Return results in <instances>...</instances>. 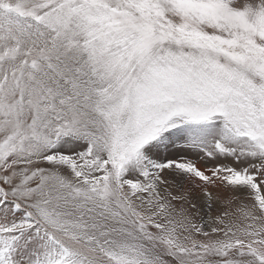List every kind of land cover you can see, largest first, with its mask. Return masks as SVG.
<instances>
[{"label":"snow or ice","instance_id":"snow-or-ice-1","mask_svg":"<svg viewBox=\"0 0 264 264\" xmlns=\"http://www.w3.org/2000/svg\"><path fill=\"white\" fill-rule=\"evenodd\" d=\"M0 264H264V0H0Z\"/></svg>","mask_w":264,"mask_h":264}]
</instances>
